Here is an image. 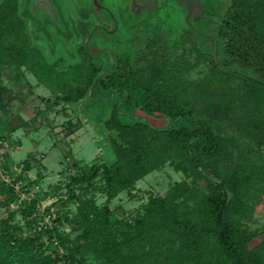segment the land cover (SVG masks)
I'll return each instance as SVG.
<instances>
[{"label": "trees", "instance_id": "obj_1", "mask_svg": "<svg viewBox=\"0 0 264 264\" xmlns=\"http://www.w3.org/2000/svg\"><path fill=\"white\" fill-rule=\"evenodd\" d=\"M17 4L0 2V70L9 68L18 76L30 71L47 83L58 78L67 89L58 103L93 100L98 87L120 92L128 110L169 122L163 128L141 118L125 123L114 109L104 126L116 160L80 170L74 184L88 188L100 179L110 203L147 175L178 161L206 191L197 190L192 205L181 204L189 189L178 185L166 196L152 198L133 224L114 221L109 205L99 208L89 201L71 222L79 233L71 247L58 231L18 237L11 221H4L0 264H58L59 259L47 254L44 235L67 249L65 264H88L90 255L95 264H264V241L252 247L256 235L243 224L251 212L252 188L264 186V0L231 1L213 31L221 62L212 50L201 49L189 28L198 45L194 55L183 51L169 57L167 44L152 40L143 54L118 61L111 72L94 61L86 46L80 62L58 72L34 47ZM200 64L207 75L190 79ZM2 94L0 85V102ZM202 103L210 106L204 109ZM242 141L252 142L256 150ZM7 192L13 202L12 186L0 185V197Z\"/></svg>", "mask_w": 264, "mask_h": 264}, {"label": "rangeland", "instance_id": "obj_2", "mask_svg": "<svg viewBox=\"0 0 264 264\" xmlns=\"http://www.w3.org/2000/svg\"><path fill=\"white\" fill-rule=\"evenodd\" d=\"M93 1L56 0V4L61 8V30H57L56 27L40 29L38 26L34 27L33 33L31 30V34L43 43L33 44L34 47L39 49L52 66L57 67L58 72L67 71L70 65L82 59L77 50L86 45V37L82 38L81 46L74 45V41H78L75 31L80 28L77 23L79 20L84 24V21L86 23L93 19ZM117 1L106 0V3L112 7ZM198 1L213 14H205V17L196 23L197 29L215 36L213 31L217 30L219 19L229 8L232 0ZM17 5L21 6L25 15L26 0H18ZM168 12L155 16L143 29L123 32L122 35L127 36L121 37L123 41L121 40L119 44L105 37L91 39V33L88 37L91 39L90 44L86 46L88 54L103 70L110 69L115 65L111 60L117 52L116 47L127 44L128 39L134 34L140 38L145 36L144 40L134 42L140 50L144 47L146 51L149 42L156 40L160 44H167L169 57L183 51L194 55L192 52L198 49V45L195 37L189 32L186 11L178 2H173V10ZM25 17L21 19L29 35L32 26ZM198 39L202 50H212L215 58L222 61L219 43L216 49L213 40L207 39V42L203 43L200 38ZM59 41L61 45L54 44ZM103 47H106L107 51L101 52ZM128 48L127 53H130L132 47ZM23 71L24 76H18L12 69L0 70V85L3 89L0 102V138H8L17 146L9 160L10 178L16 180L12 187L15 191L14 201L10 200L8 192L0 197V223L11 221L10 225L18 237L55 230L68 239L66 245L71 247L79 235L73 231L71 222L85 212V206L89 201L94 202L99 208L109 205L114 221H129V224H133L139 215L145 213V208L152 198L166 196L178 185L186 184L189 189L179 200L181 204L192 205L193 194L197 190L206 191V185L186 173L184 166L179 165L178 161L168 163L162 169L147 175L137 183L134 190L123 192L110 203L101 191L103 183L100 179L88 188L74 184L73 178L79 175L80 170L97 163L100 165L104 161L116 160V153L113 152L110 142L111 133L105 130L104 126L114 109H119V116L125 123L131 122L132 118H141L156 128H163L169 122L161 117H148L140 110H128L121 103L120 92L102 90L98 87L94 90L93 100L74 104L64 101L58 103L57 99L63 98L67 90L62 81L54 78L53 83H47L39 80L30 71ZM206 73V66L200 64L189 74V78L200 79L206 76ZM208 106L210 105L207 103L201 105L204 109ZM216 113V109L210 111L212 116ZM14 129L16 131L12 133ZM242 142L243 146L256 150L252 142ZM30 154L39 155L30 160L27 159ZM254 154L258 159V153ZM29 165L32 173H27L30 171H27ZM20 182L22 186L16 190L15 186ZM0 185L5 184L0 182ZM69 185L73 190L68 188ZM70 191L74 192L77 199L72 198ZM248 199L251 212L248 218L243 220V224L245 229L256 235L252 243V247H255L264 241V186L253 187ZM42 243L48 249V255L59 259L58 264L66 263L67 260L64 258L68 255L67 249L57 238L50 239L48 235H44ZM95 262L94 255L87 257L88 264Z\"/></svg>", "mask_w": 264, "mask_h": 264}, {"label": "flooded vegetation", "instance_id": "obj_3", "mask_svg": "<svg viewBox=\"0 0 264 264\" xmlns=\"http://www.w3.org/2000/svg\"><path fill=\"white\" fill-rule=\"evenodd\" d=\"M33 2L34 0H26V10L24 17L26 16L25 19H29V21L31 22L32 28L29 31L31 41L33 42V44H40L42 43V41L39 40V38L36 37L35 35H32L31 30L33 33L35 31L33 30L35 26H38L40 29L41 28L46 29L48 27H56L57 30H61L60 28L61 27L60 23H62L61 8L56 4V0H52V5L54 7L56 15L46 6L40 7L38 11L35 13L33 8ZM173 2H177V1L176 0H118L117 3L111 7L106 3V0H104L103 4L107 12H105V14L101 16L97 12L93 1V12H92L93 19L87 21L86 23L84 21V24L86 25H84L80 20L79 22H77L79 23L80 28H78L77 31H75V36L76 38H78V41H74V45L81 46L82 38L86 37L87 39L90 36V34L93 32L94 35L91 39L107 38L119 44L121 43L122 40L121 37L127 36L126 34L122 35L123 32L135 30V29H139V30L143 29L145 25L151 23V21L153 20V18H155V16L161 13L167 14L169 13L168 12L169 10H173ZM65 4L67 3L65 2ZM182 7L186 11V8L184 6ZM132 36L133 37L128 39L127 44H124V46H119L117 44L118 45L116 47L117 52H115V55L113 57L114 60L113 59L111 60L115 62V65L117 64L118 61L128 59L130 56H132V54L135 53L143 54L145 52L144 47L143 49L140 50L139 48H137V46L134 43L136 40H144L145 36L143 38H140L139 36H136L134 34ZM86 39H85L86 41L85 46L90 44L89 42L91 41V39L89 38L87 40ZM54 44L58 46L61 45L60 41L54 42ZM128 47H132L130 53H127V49H129ZM103 48L104 49L101 52L107 51L106 47ZM77 52L80 55L81 53L80 47L78 48ZM111 71L113 70L109 69V72Z\"/></svg>", "mask_w": 264, "mask_h": 264}, {"label": "water", "instance_id": "obj_4", "mask_svg": "<svg viewBox=\"0 0 264 264\" xmlns=\"http://www.w3.org/2000/svg\"><path fill=\"white\" fill-rule=\"evenodd\" d=\"M180 5L184 6L187 11V23L189 28L194 31L198 38L201 39L203 43L207 42V39H211L215 43L216 49H218V41L216 36L205 34L204 32L197 29L196 23L205 17V14L209 12V10L198 0H176ZM104 0H94V6L97 12L103 16L105 12H107L106 8L104 7ZM46 6L49 8L53 13L56 15L54 7L52 5V0H34L33 8L34 12L36 13L40 7ZM94 32L92 33V38Z\"/></svg>", "mask_w": 264, "mask_h": 264}, {"label": "built area", "instance_id": "obj_5", "mask_svg": "<svg viewBox=\"0 0 264 264\" xmlns=\"http://www.w3.org/2000/svg\"><path fill=\"white\" fill-rule=\"evenodd\" d=\"M16 149L17 146L10 139L4 138L0 140V181L12 187H14L13 184L16 180L10 178L9 160ZM20 186H22V182L15 186L16 190H19Z\"/></svg>", "mask_w": 264, "mask_h": 264}, {"label": "crops", "instance_id": "obj_6", "mask_svg": "<svg viewBox=\"0 0 264 264\" xmlns=\"http://www.w3.org/2000/svg\"><path fill=\"white\" fill-rule=\"evenodd\" d=\"M18 128H19V127H18ZM16 129H17V128H16ZM16 129H14V130L12 131V133L15 132ZM12 135H13V134H12ZM20 145H22V144H20ZM20 147H21V146H20ZM38 155H39V154H30V155L27 157V159H30V160H31L33 157L38 156ZM27 159H26V160H27ZM24 160H25V159H24ZM41 164L43 165V161L41 162ZM32 168H33V167H32ZM42 168H44V166H42ZM29 170H30V169H29ZM29 170H28V171H29ZM30 172L32 173V170H30V171L27 172V173H30Z\"/></svg>", "mask_w": 264, "mask_h": 264}]
</instances>
